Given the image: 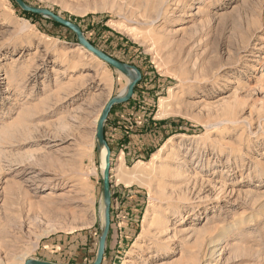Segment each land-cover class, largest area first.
Masks as SVG:
<instances>
[{
	"label": "rangeland",
	"instance_id": "1",
	"mask_svg": "<svg viewBox=\"0 0 264 264\" xmlns=\"http://www.w3.org/2000/svg\"><path fill=\"white\" fill-rule=\"evenodd\" d=\"M26 1L142 72L107 134L102 264H264V0ZM128 82L74 32L0 0L1 263L94 261L96 121Z\"/></svg>",
	"mask_w": 264,
	"mask_h": 264
},
{
	"label": "water",
	"instance_id": "2",
	"mask_svg": "<svg viewBox=\"0 0 264 264\" xmlns=\"http://www.w3.org/2000/svg\"><path fill=\"white\" fill-rule=\"evenodd\" d=\"M17 5L24 11L32 12L39 14L43 17L56 21L69 29H71L81 46L86 50L93 53L96 57L109 64L116 70L120 71L122 74L129 78V82L126 86V89L123 94H117L110 98L105 104L96 126V145L97 149L100 151L102 147L106 148L105 156V167L102 170V200H103V225L98 239V248L96 257L93 262L90 263H59L43 259L28 258L25 260L24 264H102L104 259V254L107 246V239L111 227V201H112V190H111V156L112 150L105 138V124L108 119V116L111 112V109L116 104H122L128 102L134 95L135 86L142 79L141 70L133 64L123 62L110 54L106 53L104 50L100 49L94 45L88 38L85 36L82 28L76 23L73 22L59 13L54 12L51 9L46 7H39L31 5L25 0H14Z\"/></svg>",
	"mask_w": 264,
	"mask_h": 264
},
{
	"label": "bare ground",
	"instance_id": "3",
	"mask_svg": "<svg viewBox=\"0 0 264 264\" xmlns=\"http://www.w3.org/2000/svg\"><path fill=\"white\" fill-rule=\"evenodd\" d=\"M125 89H126V87L124 88V89H122L121 90V92L119 93V94H123L124 93V91H125ZM165 100V99H164ZM163 110H164V114H165V112H166V110H165V102L163 101ZM167 114V113H166ZM163 115V114H162ZM165 116V115H164ZM96 122H98V119H97V121ZM161 152H162V148H160L154 155H153V161L154 160H156L159 156H160V154H161ZM99 153H100V157H101V163H102V170L104 169V167H105V156H106V148L105 147H102L101 149H100V151H99ZM65 160V159H64ZM57 161L58 162H60V164L61 165H63L64 166V162H66V161H63L62 160V158L61 157H57ZM139 163V162H138ZM66 164L71 168V167H73L74 168V163H72V162H70V161H67L66 162ZM139 166H140V164H139ZM140 169V168H139ZM138 173V172H137ZM126 177V176H125ZM124 177V175L122 176V178L121 179H123V180H125V179H128L127 177L125 178ZM130 178V177H129ZM122 180V181H123ZM132 180H135V177L134 178H131V180H128V181H132ZM134 182V181H133ZM51 188H53V187H51ZM139 238V237H138ZM216 249H213L212 250V256H213V254H215L216 253ZM24 262L25 261H23L21 264H24ZM0 264H3V263H1V261H0ZM208 264H210V262L208 263Z\"/></svg>",
	"mask_w": 264,
	"mask_h": 264
},
{
	"label": "crops",
	"instance_id": "4",
	"mask_svg": "<svg viewBox=\"0 0 264 264\" xmlns=\"http://www.w3.org/2000/svg\"><path fill=\"white\" fill-rule=\"evenodd\" d=\"M118 108V109H117ZM116 109V110H115ZM116 111V112H115ZM120 112V104H116L114 105V108L112 107L111 109V112L108 116V119H107V134L110 132V131H114L113 130V125L116 124L115 120L117 118H119L118 116V113ZM164 123L162 122H154V125L156 126L155 129H154V132H158L157 130H159L163 125ZM110 130V131H109ZM113 133V132H111ZM114 143H117L119 146H120V141L117 140L116 142V139H113L112 140ZM110 145V144H109ZM140 149V148H139ZM103 263V262H102Z\"/></svg>",
	"mask_w": 264,
	"mask_h": 264
},
{
	"label": "trees",
	"instance_id": "5",
	"mask_svg": "<svg viewBox=\"0 0 264 264\" xmlns=\"http://www.w3.org/2000/svg\"><path fill=\"white\" fill-rule=\"evenodd\" d=\"M12 1L14 2V4H15L17 7H19V6L17 5V3H16L14 0H12ZM25 1H26V0H25ZM26 2H27V1H26ZM23 13H24V15L27 16L28 18H31V17H33V16L42 17V16L39 15V14H35V13L28 12V11H24V10H23ZM50 21H51L54 25L62 26V27L67 28L68 30L72 31V30L69 29L68 27H66V26H64V25H62V24H60V23H58V22H56V21H53V20H51V19H50ZM72 32H73V31H72ZM74 35H75V33H74ZM75 38L77 39L76 35H75ZM91 42H92V41H91ZM105 52H106V51H105ZM106 53H107V52H106ZM108 54H109V53H108ZM141 80H142V79H141ZM139 83H140V81H139L138 84L135 86V91H136V89H137ZM113 108H114V106H113ZM105 138H106V140L108 141V137H107V121H106V124H105ZM108 143H109V141H108Z\"/></svg>",
	"mask_w": 264,
	"mask_h": 264
},
{
	"label": "built area",
	"instance_id": "6",
	"mask_svg": "<svg viewBox=\"0 0 264 264\" xmlns=\"http://www.w3.org/2000/svg\"><path fill=\"white\" fill-rule=\"evenodd\" d=\"M111 177H112V173H111Z\"/></svg>",
	"mask_w": 264,
	"mask_h": 264
}]
</instances>
